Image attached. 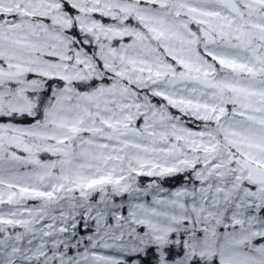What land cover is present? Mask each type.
<instances>
[{"label": "snow or ice", "instance_id": "snow-or-ice-1", "mask_svg": "<svg viewBox=\"0 0 264 264\" xmlns=\"http://www.w3.org/2000/svg\"><path fill=\"white\" fill-rule=\"evenodd\" d=\"M0 264H264V0H0Z\"/></svg>", "mask_w": 264, "mask_h": 264}, {"label": "trees", "instance_id": "trees-1", "mask_svg": "<svg viewBox=\"0 0 264 264\" xmlns=\"http://www.w3.org/2000/svg\"><path fill=\"white\" fill-rule=\"evenodd\" d=\"M166 186H168V187H170V188L178 187V186H179V183H177V182H172V183H169V184L166 185Z\"/></svg>", "mask_w": 264, "mask_h": 264}]
</instances>
